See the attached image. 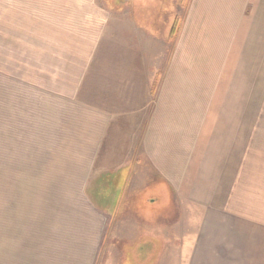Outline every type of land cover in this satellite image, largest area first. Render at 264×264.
I'll return each instance as SVG.
<instances>
[{
	"label": "crops",
	"instance_id": "obj_1",
	"mask_svg": "<svg viewBox=\"0 0 264 264\" xmlns=\"http://www.w3.org/2000/svg\"><path fill=\"white\" fill-rule=\"evenodd\" d=\"M188 2L180 43L166 50L165 62L161 35L148 33L133 17L129 20L132 9L124 15L128 26H123L122 36L128 33L130 39L124 40L118 57L128 80L115 88L121 89L123 100L129 99L122 106L140 103L144 110L139 112L150 107L140 131L142 160L137 163L148 165L150 174L138 176L141 172L133 174L128 168L113 175L100 172L91 186L118 189L108 196L106 209L98 207L101 202L92 197V187L85 193L90 162L71 181L60 176L61 166L58 174L22 176L7 206L11 214L0 209V264H100V248L107 242L120 264L126 255L134 264H264V151L252 142L244 144V137L252 141L253 122L258 120L252 106L258 101H244L237 76L244 45L258 51L264 0ZM90 8H81L82 24L84 18L99 20L98 7ZM15 40L16 45H5L13 64L0 73V118L19 123L13 111L29 115L32 104L39 111L34 119L57 138L65 126L78 130L81 113L91 109L76 98L77 92L68 94L62 79L76 66L73 52H65L67 44L61 42L31 40L26 32ZM96 47L90 45V58ZM57 73L63 74L61 81H56ZM16 101L25 107L16 108ZM244 104L250 112L243 111ZM103 113L111 120L112 114ZM105 119L101 134L106 133ZM83 145L90 160L94 143L90 139ZM44 158V165L55 159ZM148 181L165 186L174 207L187 205L186 215L191 210L201 214L195 226L164 225L162 214L148 219L146 198L140 195ZM169 233L181 238L178 246L167 242ZM190 235H197L192 249Z\"/></svg>",
	"mask_w": 264,
	"mask_h": 264
},
{
	"label": "rangeland",
	"instance_id": "obj_2",
	"mask_svg": "<svg viewBox=\"0 0 264 264\" xmlns=\"http://www.w3.org/2000/svg\"><path fill=\"white\" fill-rule=\"evenodd\" d=\"M188 4V0H129V2L126 0H0V73L13 64L10 50H6L5 45L7 43L16 45L15 38L22 37L25 32L31 40L47 38L55 43L67 44L63 50L67 53L73 52L76 66L72 69V73L62 79L64 82L67 81L65 86L68 88V94L77 92L76 98L91 109L90 113H81L78 130H71L70 127L65 126L64 131H60L59 138L34 119L33 114L39 111L32 109L37 105L31 104L29 115L17 109L13 111L12 116L20 118L19 123L17 120L6 123L4 118H0V209L4 210L5 215L11 214L7 211L10 209L7 206L16 197V191L13 189L20 185L19 179L22 176L31 177L37 172L41 175L52 172L58 174L61 166L60 176L71 181L81 177L86 169L84 162L87 168L90 162L92 169L90 173L87 169L85 193L92 187V197L101 202L98 207L106 209L109 206L108 196L116 195L118 189L103 190L98 183L91 186L92 180L100 172L106 171L113 175L121 168H128L127 170L133 174L141 172L138 176L150 174L151 168L143 161V166L139 167L137 164L142 160L139 152L140 131L144 127L145 115L150 107L146 111L139 112L138 109L144 110L143 107L139 108L140 103L137 106L134 103H130V106H122L121 103H129V99L123 100L121 89L115 88L128 80L127 70H122L124 67L122 58L118 57L123 52L124 40L128 43L130 39L128 33L127 37L122 36L123 26H128V19L124 18V15L132 9L134 15H131L129 20L133 17V21L144 25V30L148 33L157 34L159 37L161 35L164 40L162 62L163 60L165 62V57L168 56L166 50L170 49L174 42L176 47L180 43V33L185 23L183 19ZM82 7L88 9L98 7L99 20L91 21L84 18L82 24L78 20ZM2 20L3 24H1ZM14 20H22V22L14 23ZM91 44H97V47L90 58ZM27 50L33 52V49ZM242 63V71L237 75L242 85L240 92L244 101L250 98L258 101L252 106V112L258 114V120L253 122L252 126V141L250 137H244V144L252 142L251 144L259 146L260 151H264V33L259 34L257 52L244 45ZM64 64L60 65L59 69L63 68ZM56 75V81H61L63 74ZM35 77L38 79L37 76ZM149 99L150 96L147 98L148 104ZM15 103L16 108L25 107L17 101ZM249 108L250 106L245 104L242 106L244 112H250ZM102 112L112 114L111 120L107 121L105 117L108 116L104 113L103 115ZM114 115L121 117L113 120ZM3 116V111L0 110V117ZM26 116L33 119H24ZM102 117L106 120L105 134L99 132ZM73 125L72 119L70 126ZM90 139L94 143L95 152L88 160L89 154L83 142ZM54 143L60 144L53 146ZM74 144L78 146L74 147ZM75 148L78 150L74 151ZM44 157H55V159L52 164L44 165ZM145 167L146 172H142V168ZM10 171H13V177L9 176ZM8 182L11 184L8 185ZM143 193L146 198L144 209L150 220L162 214L164 225L183 228L195 226L196 220L202 216L192 210L189 216L186 215L187 205L183 202L179 207H174L171 193L160 184H152L148 181L140 195ZM72 195L69 192L68 196ZM167 236H170L167 242L173 243L174 246L180 244L181 238L178 240L174 233H169ZM189 240L192 249L197 242V235H190ZM108 243L111 244L107 242L100 248V264L102 259L103 264H120V257L112 253L110 255ZM122 264L134 263L126 255Z\"/></svg>",
	"mask_w": 264,
	"mask_h": 264
}]
</instances>
